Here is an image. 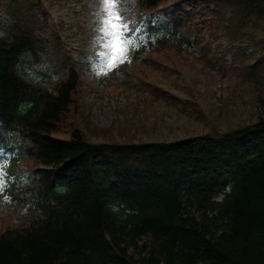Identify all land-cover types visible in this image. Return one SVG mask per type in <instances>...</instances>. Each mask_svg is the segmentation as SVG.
Here are the masks:
<instances>
[{
	"label": "trees",
	"instance_id": "16d2710c",
	"mask_svg": "<svg viewBox=\"0 0 264 264\" xmlns=\"http://www.w3.org/2000/svg\"><path fill=\"white\" fill-rule=\"evenodd\" d=\"M161 1L139 0L143 9ZM219 4L246 41L264 35V0L207 7ZM45 9L0 0L10 23L0 36V146L38 166L21 197L12 193L28 215L0 232V264H264V96L254 123L220 135L95 143L75 128L59 137L80 76L61 35H47ZM186 21L173 34L142 22L141 33L186 46Z\"/></svg>",
	"mask_w": 264,
	"mask_h": 264
},
{
	"label": "rangeland",
	"instance_id": "374dc122",
	"mask_svg": "<svg viewBox=\"0 0 264 264\" xmlns=\"http://www.w3.org/2000/svg\"><path fill=\"white\" fill-rule=\"evenodd\" d=\"M207 2L162 0L152 20L170 27L177 11L189 12L188 17L193 18L187 35L196 40L192 47L173 43L156 47L140 35L145 50L132 59L136 42L127 33L133 27L136 33L135 22L147 14L139 10V0H116L112 5L106 0H44L47 35L61 34L70 48L79 50L73 51L72 58L79 63L80 80L56 135L68 138L78 128L95 143L172 142L207 133L220 135L254 123L259 113L257 100L264 96V35L246 41L238 24L225 22L224 4L213 10ZM110 15L120 17L117 30L126 47L124 56L111 68L107 66L114 31L107 23ZM3 24L0 18V26ZM225 26L230 37L238 39L234 43L221 34ZM1 31L0 27V35ZM129 42L133 43L131 50ZM20 163L18 178L36 168L24 159ZM5 177L0 167V232L16 226L20 215L10 193H4ZM21 188H27L24 179L18 180L16 189ZM26 216L20 215L18 220Z\"/></svg>",
	"mask_w": 264,
	"mask_h": 264
},
{
	"label": "snow or ice",
	"instance_id": "6c2138e0",
	"mask_svg": "<svg viewBox=\"0 0 264 264\" xmlns=\"http://www.w3.org/2000/svg\"><path fill=\"white\" fill-rule=\"evenodd\" d=\"M116 0H106L107 5L115 4ZM111 11V10H110ZM120 20V17L118 15H110L107 23L110 25V27L114 30L110 35L112 36V40L109 44V47L111 48V56L108 60L107 66L111 68L114 63L118 60V58L123 57L126 51V47L121 39L119 30H117V24L116 22ZM121 28L124 26L121 25Z\"/></svg>",
	"mask_w": 264,
	"mask_h": 264
},
{
	"label": "clouds",
	"instance_id": "9594fccd",
	"mask_svg": "<svg viewBox=\"0 0 264 264\" xmlns=\"http://www.w3.org/2000/svg\"><path fill=\"white\" fill-rule=\"evenodd\" d=\"M97 74H99V72H97ZM55 79V78H54ZM19 111H22V108L21 109H19Z\"/></svg>",
	"mask_w": 264,
	"mask_h": 264
}]
</instances>
